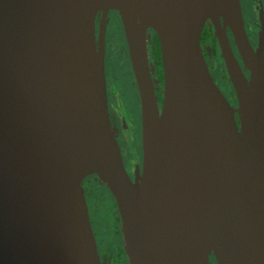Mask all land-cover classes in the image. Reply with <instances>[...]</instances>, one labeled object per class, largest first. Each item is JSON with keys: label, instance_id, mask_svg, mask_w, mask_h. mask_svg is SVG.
Segmentation results:
<instances>
[{"label": "water", "instance_id": "water-1", "mask_svg": "<svg viewBox=\"0 0 264 264\" xmlns=\"http://www.w3.org/2000/svg\"><path fill=\"white\" fill-rule=\"evenodd\" d=\"M110 8L140 96L134 181L110 126L95 39L96 13ZM207 21L236 106L208 70ZM147 27L160 46V110ZM89 175L115 201L129 264H264V34L253 49L239 0H0V264H100Z\"/></svg>", "mask_w": 264, "mask_h": 264}, {"label": "flooded vegetation", "instance_id": "flooded-vegetation-1", "mask_svg": "<svg viewBox=\"0 0 264 264\" xmlns=\"http://www.w3.org/2000/svg\"><path fill=\"white\" fill-rule=\"evenodd\" d=\"M239 2L241 6L243 26L248 41L251 47L256 49L261 35L264 34V0H239ZM205 24L210 23L207 21ZM227 35L232 53L239 64L241 72L246 78H248L249 70L241 61L240 55L228 29ZM95 39L97 42L102 39L104 45V75L110 126L119 145L125 169L127 170L130 179L134 181L136 171L140 173L142 169L141 104L123 26L115 9H108L104 15L102 10L97 11L95 16ZM200 44L213 81L229 103L232 106H236L237 98L234 87L218 44L216 47L212 48L208 41L202 42L201 38ZM145 47L154 94L160 110L163 101V76L160 46L156 33L150 27H147L145 33ZM156 48L158 49L159 65H157L154 57V54H156ZM117 68L119 70L118 72ZM122 89H124V92L125 89H127L130 95L129 98L126 97L127 100L122 98ZM121 104L124 107H122ZM121 111L127 112L129 118H124ZM235 116L237 117L236 113ZM89 176L92 177L95 175ZM89 176H86L82 180V185L84 188L90 223L97 245L100 264H129L118 211L115 212V225L112 227V238L110 239H106L105 236L102 235L101 231L98 229L97 220L94 219L95 223L92 221L90 202L88 199V191L91 189L86 185ZM112 200L114 206H116L114 199ZM212 264H214L213 259Z\"/></svg>", "mask_w": 264, "mask_h": 264}, {"label": "rangeland", "instance_id": "rangeland-1", "mask_svg": "<svg viewBox=\"0 0 264 264\" xmlns=\"http://www.w3.org/2000/svg\"><path fill=\"white\" fill-rule=\"evenodd\" d=\"M118 71L119 70L117 68V72ZM122 90V98L127 100L130 95L127 89H125V92L124 89ZM122 107L124 106L122 105ZM125 111H121V114L124 118L128 119V113ZM87 180L88 182H86V185L91 189L90 191H88V199L90 202L92 221L93 223H95L94 219H96L98 229L101 231L102 235H104L106 239H110L112 238L111 231L112 227L115 225V212L117 211L116 206H114V203L112 202L113 197L106 185L101 182L96 176L88 177ZM110 202L112 203V205Z\"/></svg>", "mask_w": 264, "mask_h": 264}, {"label": "trees", "instance_id": "trees-1", "mask_svg": "<svg viewBox=\"0 0 264 264\" xmlns=\"http://www.w3.org/2000/svg\"><path fill=\"white\" fill-rule=\"evenodd\" d=\"M200 38H201L202 42L208 41L210 47H212V48L217 46L216 38H215L214 31H213L211 24H205L204 25L202 32H201V35H200ZM155 51H156V54H154V57L156 59L157 65H159L160 61H159V56H158V49L156 48ZM214 264H216L215 261H214Z\"/></svg>", "mask_w": 264, "mask_h": 264}]
</instances>
